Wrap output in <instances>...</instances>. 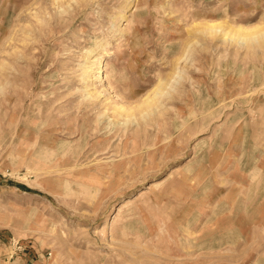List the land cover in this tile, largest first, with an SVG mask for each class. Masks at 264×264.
I'll list each match as a JSON object with an SVG mask.
<instances>
[{"label":"rangeland","instance_id":"obj_1","mask_svg":"<svg viewBox=\"0 0 264 264\" xmlns=\"http://www.w3.org/2000/svg\"><path fill=\"white\" fill-rule=\"evenodd\" d=\"M0 264H264V0H0Z\"/></svg>","mask_w":264,"mask_h":264},{"label":"bare ground","instance_id":"obj_2","mask_svg":"<svg viewBox=\"0 0 264 264\" xmlns=\"http://www.w3.org/2000/svg\"><path fill=\"white\" fill-rule=\"evenodd\" d=\"M241 31H243V30H241ZM158 93V92H157Z\"/></svg>","mask_w":264,"mask_h":264}]
</instances>
